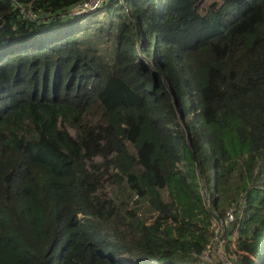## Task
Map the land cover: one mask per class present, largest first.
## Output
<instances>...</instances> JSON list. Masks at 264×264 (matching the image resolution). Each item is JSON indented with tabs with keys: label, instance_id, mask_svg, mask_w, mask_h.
Segmentation results:
<instances>
[{
	"label": "trees",
	"instance_id": "1",
	"mask_svg": "<svg viewBox=\"0 0 264 264\" xmlns=\"http://www.w3.org/2000/svg\"><path fill=\"white\" fill-rule=\"evenodd\" d=\"M85 1L0 0V264H264V0Z\"/></svg>",
	"mask_w": 264,
	"mask_h": 264
},
{
	"label": "built area",
	"instance_id": "2",
	"mask_svg": "<svg viewBox=\"0 0 264 264\" xmlns=\"http://www.w3.org/2000/svg\"><path fill=\"white\" fill-rule=\"evenodd\" d=\"M107 1L108 0H87L84 3L78 4L70 12L69 18H75V17L77 18V17H81L84 15H88L92 12H95L98 9H100L103 6V4H105ZM22 14L25 17L24 19L30 20V21L44 22V21L50 20V14H38V13H35L34 11H27ZM228 219L230 222L234 220L232 211L228 213ZM218 245L222 247L223 241L215 245L214 249L210 247L209 250L206 251L204 255L202 256V260L207 263H211L213 253H215V250L217 249Z\"/></svg>",
	"mask_w": 264,
	"mask_h": 264
},
{
	"label": "rangeland",
	"instance_id": "3",
	"mask_svg": "<svg viewBox=\"0 0 264 264\" xmlns=\"http://www.w3.org/2000/svg\"><path fill=\"white\" fill-rule=\"evenodd\" d=\"M215 3V1L214 0H207L205 3H204V5L202 6V11H203V13H205L213 4ZM219 5H222V3L221 2H219ZM208 194L206 193V191H205V196H206V199H207V196ZM209 197H210V195H209ZM208 201V200H207ZM217 233H218V235L216 236V238H215V240L213 241V246H212V248L214 249V247H215V245H217L218 243H220L222 240V236H221V225H220V227H218L217 228ZM218 247V246H217ZM214 256H218V257H220L221 259H224V257H223V255H222V253H220L219 252V250H215V253H213V256H212V260H213V258H214ZM226 264H231V263H228V262H226Z\"/></svg>",
	"mask_w": 264,
	"mask_h": 264
},
{
	"label": "water",
	"instance_id": "4",
	"mask_svg": "<svg viewBox=\"0 0 264 264\" xmlns=\"http://www.w3.org/2000/svg\"><path fill=\"white\" fill-rule=\"evenodd\" d=\"M172 95H173V93H172ZM173 97H174V95H173ZM207 200H208V203H209V206H210V208H211V210H212V205H211V200H210V197H209V193L207 192Z\"/></svg>",
	"mask_w": 264,
	"mask_h": 264
}]
</instances>
